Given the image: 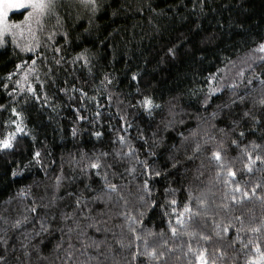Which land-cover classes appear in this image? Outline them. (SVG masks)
I'll return each instance as SVG.
<instances>
[{
	"label": "trees",
	"instance_id": "16d2710c",
	"mask_svg": "<svg viewBox=\"0 0 264 264\" xmlns=\"http://www.w3.org/2000/svg\"><path fill=\"white\" fill-rule=\"evenodd\" d=\"M91 9L57 0L40 25L8 13L0 264H196L189 245L250 264L264 251V0Z\"/></svg>",
	"mask_w": 264,
	"mask_h": 264
},
{
	"label": "snow or ice",
	"instance_id": "6c2138e0",
	"mask_svg": "<svg viewBox=\"0 0 264 264\" xmlns=\"http://www.w3.org/2000/svg\"><path fill=\"white\" fill-rule=\"evenodd\" d=\"M82 4H84L85 7L88 5H92V11L94 12L97 7V0H80ZM57 0H0V44L4 43L3 37L6 33H9L11 29L18 27V25L12 24L8 22V13L10 10H17L20 11V14L24 16V23H30L32 21H35L37 25H40L43 23L45 18H50L54 14V9L56 8ZM258 51L264 52V43H261L258 46ZM170 53L173 52V49L168 50ZM78 59H87L86 56L78 57ZM19 67V66H17ZM133 79H136V76L133 75ZM261 84H264V79L260 80ZM142 104V107L145 109V111L151 115L152 110L154 108H158L159 105L154 104L152 97L145 95L140 101ZM260 103L264 105V98H261ZM227 106V105H225ZM13 111H15L13 109ZM245 116L249 115L248 112L244 113ZM23 129L19 124L16 126V132H22ZM73 135H75V130H73ZM96 135H100L99 133H96ZM241 136H243V133H240ZM15 139V134H9L4 139L0 140V150L4 149H12L13 143L12 141ZM123 139V138H121ZM233 143H236V141H233ZM199 146H197L198 148ZM154 154V153H153ZM36 156H39V153H35ZM212 156L215 160L220 161L221 160V153L219 151H213ZM251 160V157H249ZM256 159H261L259 156ZM92 168H97L99 165L97 163H92L90 165ZM249 171H251V168H249ZM16 173L14 172L13 175ZM155 175L159 176V172H155ZM230 175H234V173H229ZM57 180H60V177H57ZM113 191L116 189V185H108ZM145 187H147V181H145ZM236 191L240 192L239 185L236 186ZM243 197L247 198L249 196V193L247 191L242 193ZM252 195H255V192L253 191ZM233 201L236 200V197H232ZM77 203H79V200H77ZM173 204L176 203L175 200L172 201ZM203 203V202H202ZM33 212H35V208L32 209ZM185 212H190V209L185 205ZM183 216V213H180V215L177 217V222L181 225V227H184L183 221L181 217ZM239 219V217H237ZM20 221L16 222V226H19ZM173 235L176 234L177 229L172 228ZM224 232H227L228 229L225 227L223 229ZM251 231L256 232L259 231V228H252ZM204 239H208V237H203ZM188 251L193 253L196 259V264H208V260L205 256V251L203 249L199 250H193L192 247L189 245ZM255 252L256 257L254 259L250 258V264H264V251H261L260 245L257 244L255 246ZM27 254V253H26ZM0 259H3V257H0ZM214 264V262H213Z\"/></svg>",
	"mask_w": 264,
	"mask_h": 264
}]
</instances>
